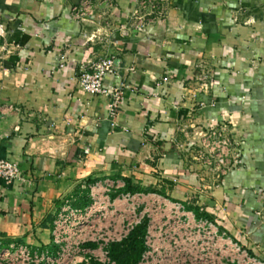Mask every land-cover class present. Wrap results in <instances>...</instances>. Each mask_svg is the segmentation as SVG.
Returning a JSON list of instances; mask_svg holds the SVG:
<instances>
[{
	"label": "crops",
	"instance_id": "obj_1",
	"mask_svg": "<svg viewBox=\"0 0 264 264\" xmlns=\"http://www.w3.org/2000/svg\"><path fill=\"white\" fill-rule=\"evenodd\" d=\"M82 1L0 0V155L21 177L0 180V246L53 245L60 206L108 176L194 208L264 260V0H160L139 31L119 29L137 0H89L75 20ZM104 54L118 60L103 78L121 90L113 114L77 82ZM222 122L239 168L219 175L176 149Z\"/></svg>",
	"mask_w": 264,
	"mask_h": 264
},
{
	"label": "built area",
	"instance_id": "obj_2",
	"mask_svg": "<svg viewBox=\"0 0 264 264\" xmlns=\"http://www.w3.org/2000/svg\"><path fill=\"white\" fill-rule=\"evenodd\" d=\"M88 1L71 7L75 20L91 14ZM159 1L137 0L119 29H146L161 16ZM89 40L93 36L84 44ZM82 67L77 77L79 86L90 94L110 97L109 113L113 114L121 90L103 83L104 76L114 71L113 55H99ZM229 132L226 123H217L201 129L196 141H177L175 147L192 151L202 169L224 175L239 168L241 162L238 140ZM20 179L18 163L0 155V180L11 183ZM124 186L122 180L108 176L83 182L88 202L73 206L66 200L54 217L50 231L53 251L11 242L0 246V264H115L109 257V245L121 242L141 223L145 226L144 249L136 264H264L215 222L182 202L154 191L123 190Z\"/></svg>",
	"mask_w": 264,
	"mask_h": 264
},
{
	"label": "trees",
	"instance_id": "obj_3",
	"mask_svg": "<svg viewBox=\"0 0 264 264\" xmlns=\"http://www.w3.org/2000/svg\"><path fill=\"white\" fill-rule=\"evenodd\" d=\"M123 190L137 191V187L131 185L128 180H125ZM144 231V223H141L137 225L121 242L111 243L108 247L110 259L113 260L115 264H136L144 249ZM93 264L102 263L93 262Z\"/></svg>",
	"mask_w": 264,
	"mask_h": 264
},
{
	"label": "rangeland",
	"instance_id": "obj_4",
	"mask_svg": "<svg viewBox=\"0 0 264 264\" xmlns=\"http://www.w3.org/2000/svg\"><path fill=\"white\" fill-rule=\"evenodd\" d=\"M144 192H147V190L146 191H144ZM83 202H80V203H76V204H73V206H76V205H78V206H83ZM193 210H194V208H193ZM194 212L197 214V215H199L198 214V212L196 211V210H194ZM35 249H38L39 251H41V250H44V249H49V250H51V251H53L54 250V246L53 245H51V246H47V247H45V248H35Z\"/></svg>",
	"mask_w": 264,
	"mask_h": 264
},
{
	"label": "water",
	"instance_id": "obj_5",
	"mask_svg": "<svg viewBox=\"0 0 264 264\" xmlns=\"http://www.w3.org/2000/svg\"><path fill=\"white\" fill-rule=\"evenodd\" d=\"M114 65L117 66L118 65V60L114 59Z\"/></svg>",
	"mask_w": 264,
	"mask_h": 264
}]
</instances>
